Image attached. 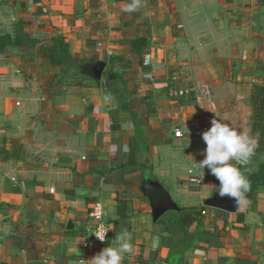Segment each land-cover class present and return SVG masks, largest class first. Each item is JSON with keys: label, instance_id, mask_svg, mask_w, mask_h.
I'll return each mask as SVG.
<instances>
[{"label": "crops", "instance_id": "0c3cea01", "mask_svg": "<svg viewBox=\"0 0 264 264\" xmlns=\"http://www.w3.org/2000/svg\"><path fill=\"white\" fill-rule=\"evenodd\" d=\"M189 1L141 0L129 13L131 0H0L3 264H85L123 230L136 251L122 264H264V182L243 211L225 210L197 165L198 124L256 137L250 114L180 66ZM215 3L236 44V98L250 96L264 85V0ZM97 201L113 230L84 244Z\"/></svg>", "mask_w": 264, "mask_h": 264}, {"label": "clouds", "instance_id": "9594fccd", "mask_svg": "<svg viewBox=\"0 0 264 264\" xmlns=\"http://www.w3.org/2000/svg\"><path fill=\"white\" fill-rule=\"evenodd\" d=\"M139 7L141 0H131V3L126 5L122 3V10L129 13L138 10ZM202 139L206 144L205 158L197 163L198 167L203 170L206 166L219 181V187H215V191L221 197L234 198L237 210L243 211L250 203L247 193L251 190V183L245 172L237 165H248L251 162L256 141L229 123L218 119L211 121V127L202 133ZM110 230H113L111 226H101L93 235L104 242ZM116 238L118 239L116 247L104 248L91 260L85 261V264H122L126 254L135 253L130 232L123 230ZM158 243V239L155 240L153 247Z\"/></svg>", "mask_w": 264, "mask_h": 264}, {"label": "rangeland", "instance_id": "374dc122", "mask_svg": "<svg viewBox=\"0 0 264 264\" xmlns=\"http://www.w3.org/2000/svg\"><path fill=\"white\" fill-rule=\"evenodd\" d=\"M190 9V10H189ZM187 12L189 31L184 37L185 48L179 57L183 71L194 81L211 83L215 90L226 96V108L228 111L239 112L244 115L252 114L250 96L243 92V96L236 98L238 88L236 84L238 56L233 39L227 40L225 34L219 30L218 7L215 0H193L184 8ZM187 47L190 50H187ZM251 92V90H250ZM239 100L240 104H235ZM248 113V114H247Z\"/></svg>", "mask_w": 264, "mask_h": 264}, {"label": "trees", "instance_id": "16d2710c", "mask_svg": "<svg viewBox=\"0 0 264 264\" xmlns=\"http://www.w3.org/2000/svg\"><path fill=\"white\" fill-rule=\"evenodd\" d=\"M252 107L250 128L256 137V147L251 162L240 165L251 183V189L264 182V85H254L250 92Z\"/></svg>", "mask_w": 264, "mask_h": 264}, {"label": "built area", "instance_id": "2783aa9c", "mask_svg": "<svg viewBox=\"0 0 264 264\" xmlns=\"http://www.w3.org/2000/svg\"><path fill=\"white\" fill-rule=\"evenodd\" d=\"M182 93H183V89H176V90H174L173 94L175 96H178V95H181ZM208 129H209V127L206 124L201 123V124L196 125L194 128H192L190 132L194 136H200L201 137L202 133ZM174 135L176 137H182L183 136V130L181 128H175L174 129ZM89 215L97 220V224L89 230L88 240L84 244L102 243L100 240H98L95 237V235H93L101 226H107V224L105 223V221L103 219L104 218V209H103L102 204L99 201L95 202L91 206V208L89 210ZM0 264H3V263L0 261Z\"/></svg>", "mask_w": 264, "mask_h": 264}, {"label": "water", "instance_id": "95a60500", "mask_svg": "<svg viewBox=\"0 0 264 264\" xmlns=\"http://www.w3.org/2000/svg\"><path fill=\"white\" fill-rule=\"evenodd\" d=\"M235 199L229 196H214L211 205L225 210H231L235 206Z\"/></svg>", "mask_w": 264, "mask_h": 264}]
</instances>
